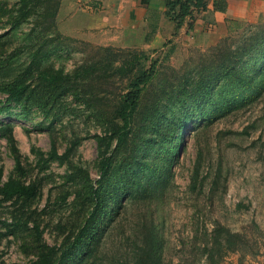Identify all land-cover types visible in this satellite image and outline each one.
Segmentation results:
<instances>
[{
    "label": "rangeland",
    "instance_id": "obj_1",
    "mask_svg": "<svg viewBox=\"0 0 264 264\" xmlns=\"http://www.w3.org/2000/svg\"><path fill=\"white\" fill-rule=\"evenodd\" d=\"M18 7L19 0H0V168L3 180L35 183L39 193L28 200L0 193V264H35L39 243L56 248V264H210L207 248L220 225L246 232L260 249H219L218 264H264V49L242 62L250 80L222 78L201 96L196 81L208 72L210 48L180 56L169 48L99 44L62 32L57 15L64 37L51 39L55 29L42 8L16 23ZM247 23L226 36L240 37ZM43 48L42 68L74 73L96 63L97 69L66 93L39 88L43 103L16 101L3 86ZM130 49L156 69L142 86L127 137L109 146L116 108L131 88L125 69L110 63L120 66ZM97 134L108 136L105 172ZM54 145L67 154L63 159L51 155ZM95 191L102 200L91 231L61 256L94 207Z\"/></svg>",
    "mask_w": 264,
    "mask_h": 264
},
{
    "label": "trees",
    "instance_id": "obj_2",
    "mask_svg": "<svg viewBox=\"0 0 264 264\" xmlns=\"http://www.w3.org/2000/svg\"><path fill=\"white\" fill-rule=\"evenodd\" d=\"M207 2L208 0H178L176 3L170 5L168 13L180 23L185 15L192 14V11L195 9L204 8ZM60 4L61 0H19L18 12L14 20L16 23L23 22L35 13L37 7L42 8L43 16L48 18L47 21L49 26L55 29L52 33H48V36H50L51 39H59L64 37L57 29L56 23V15ZM235 42H239L238 45H234ZM261 48L264 49V20L257 23L249 22L240 37L234 38L232 36H224L216 45L211 46L207 54L211 59L208 64L203 66V70H208V72L204 73L202 77L196 81L200 95H208L211 90L218 85V80L222 78L225 80L232 79L234 81L243 80L244 77H247V79L250 80L251 77L244 74L245 67L242 62L247 60L252 50ZM45 51L46 49L43 48V52H37L30 65L25 68V71L21 75L8 81L6 84L4 83L3 90L7 91L11 98L16 101L34 98L38 103H43L46 98L43 97L42 94L37 93L39 92V88H44L47 91L57 89L59 94L63 92L66 93V91L72 87V83L75 79L80 81L82 78L87 77L91 71L97 69L96 63L78 66L74 73L64 72L62 70L56 71L51 67L42 68L40 67V53H45ZM129 51L130 55L126 60L121 62L120 66L115 65L116 59H113L110 63V66L114 69H125L124 73L128 74L131 88L121 96L119 105L116 108V118H119V120L112 126L113 134H111L108 139L109 146L112 144V139H115L117 143H121L127 137L134 111L139 105L142 86L150 80L156 69L154 62L151 63L149 68L141 64L139 55L143 53L135 49H130ZM35 71L37 73L36 77L38 82L31 87V83L28 81L29 78L34 75ZM6 133H10L8 139L15 158L16 169L23 172V160L16 140L11 134L12 128H7ZM96 138L100 146V152L103 153L102 170L105 172L109 167L110 161L109 156L105 155L106 151L105 153L104 151L102 152V145L108 136L97 134ZM51 155L63 159L67 154L64 153L60 155L54 145ZM95 192L96 203L94 207L86 217L84 224L72 239L71 245L62 249L61 256H66L69 249L75 247V244H78L81 239L85 237L84 235H87V233L91 231L99 204L102 200L101 194L97 191ZM0 193L3 194L5 198L17 196L22 197L24 200H28L39 193V187L35 183H27L13 176L9 177L7 180H3L2 169L0 168ZM253 226L256 227V223H254ZM36 231V239L39 243L42 238L39 224L36 225ZM39 246L41 247L35 264H56V248L48 245H40V243ZM219 249L223 251H242L243 253L253 254L260 249V246H256L255 242L250 241V239L246 237V232L233 231L228 227L220 225L217 228V233L211 247L207 248L210 264H218V259L222 256V254L217 255Z\"/></svg>",
    "mask_w": 264,
    "mask_h": 264
},
{
    "label": "crops",
    "instance_id": "obj_3",
    "mask_svg": "<svg viewBox=\"0 0 264 264\" xmlns=\"http://www.w3.org/2000/svg\"><path fill=\"white\" fill-rule=\"evenodd\" d=\"M178 0H61L59 28L99 44L162 50L180 56L216 45L240 22L264 20V0H208L178 23Z\"/></svg>",
    "mask_w": 264,
    "mask_h": 264
}]
</instances>
